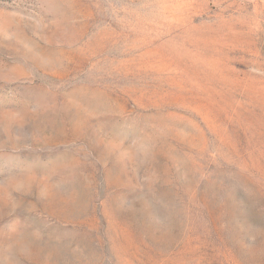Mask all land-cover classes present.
<instances>
[{"label": "rangeland", "instance_id": "374dc122", "mask_svg": "<svg viewBox=\"0 0 264 264\" xmlns=\"http://www.w3.org/2000/svg\"><path fill=\"white\" fill-rule=\"evenodd\" d=\"M0 264H264V0H0Z\"/></svg>", "mask_w": 264, "mask_h": 264}]
</instances>
